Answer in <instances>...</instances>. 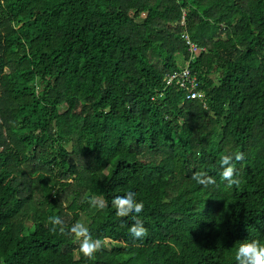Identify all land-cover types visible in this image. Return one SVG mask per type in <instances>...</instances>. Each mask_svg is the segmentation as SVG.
Wrapping results in <instances>:
<instances>
[{
	"label": "trees",
	"instance_id": "trees-1",
	"mask_svg": "<svg viewBox=\"0 0 264 264\" xmlns=\"http://www.w3.org/2000/svg\"><path fill=\"white\" fill-rule=\"evenodd\" d=\"M184 33L207 107L165 83ZM129 191L140 240L111 206ZM76 222L109 248L84 258ZM246 240L264 242V0H0V264H237Z\"/></svg>",
	"mask_w": 264,
	"mask_h": 264
},
{
	"label": "clouds",
	"instance_id": "clouds-1",
	"mask_svg": "<svg viewBox=\"0 0 264 264\" xmlns=\"http://www.w3.org/2000/svg\"><path fill=\"white\" fill-rule=\"evenodd\" d=\"M243 159L244 154L242 152H237L234 155H224L222 157L221 178L227 182L229 188L232 186L238 188L242 183L241 179L238 178L233 160L239 162ZM192 179L205 188L216 183L215 178L205 172L194 173ZM88 203L92 208L99 207L102 209L104 207V204L100 202V198L97 196H91ZM111 206L115 209L116 216L120 218H127L135 214L133 215L134 223L128 230L134 239L140 240L148 235V229L138 219L139 214L144 210V203L143 201H138L135 192L129 191L123 196L114 197L111 201ZM48 222L52 226L50 229L51 232L56 233L59 231L60 234H65L64 221L60 216H50ZM69 232L79 243V252L84 258L92 260L95 258L96 253L102 249V242L99 239H93L89 228L84 223L76 222L71 226ZM235 260L237 264H264V242L260 240H246L239 243Z\"/></svg>",
	"mask_w": 264,
	"mask_h": 264
},
{
	"label": "built area",
	"instance_id": "built-area-1",
	"mask_svg": "<svg viewBox=\"0 0 264 264\" xmlns=\"http://www.w3.org/2000/svg\"><path fill=\"white\" fill-rule=\"evenodd\" d=\"M182 25H185V21H182ZM185 40L187 50L189 53V59L186 61L185 66L179 71L170 73L165 78V83L167 87H177L183 90L186 94L187 100H198L206 106V94L200 88V82L198 75L192 70L191 64L196 60L197 56L206 51V48L200 47L198 44L194 43L187 33L182 35ZM159 93V95H162Z\"/></svg>",
	"mask_w": 264,
	"mask_h": 264
},
{
	"label": "rangeland",
	"instance_id": "rangeland-1",
	"mask_svg": "<svg viewBox=\"0 0 264 264\" xmlns=\"http://www.w3.org/2000/svg\"><path fill=\"white\" fill-rule=\"evenodd\" d=\"M179 61V60H178ZM180 65H184L183 64V59L180 58V61H179ZM213 78L215 80H217V69L215 70L214 72V75H213ZM223 107L222 106H219V111L214 113V112H210L208 118H207V121L208 122H211V123H214L215 122V116L218 115V114H222L223 113ZM100 241L102 242V246L103 247H106V248H109V243L112 241V239L108 236H101L100 238ZM178 258V257H177Z\"/></svg>",
	"mask_w": 264,
	"mask_h": 264
}]
</instances>
